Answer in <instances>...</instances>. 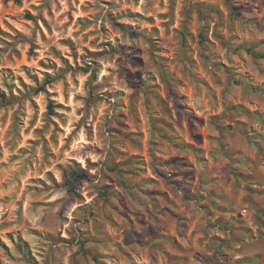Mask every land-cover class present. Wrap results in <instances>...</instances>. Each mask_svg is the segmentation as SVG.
Returning a JSON list of instances; mask_svg holds the SVG:
<instances>
[{
    "label": "rangeland",
    "instance_id": "374dc122",
    "mask_svg": "<svg viewBox=\"0 0 264 264\" xmlns=\"http://www.w3.org/2000/svg\"><path fill=\"white\" fill-rule=\"evenodd\" d=\"M0 264H264V0H0Z\"/></svg>",
    "mask_w": 264,
    "mask_h": 264
},
{
    "label": "trees",
    "instance_id": "16d2710c",
    "mask_svg": "<svg viewBox=\"0 0 264 264\" xmlns=\"http://www.w3.org/2000/svg\"><path fill=\"white\" fill-rule=\"evenodd\" d=\"M17 1H21V0H17ZM28 16L30 18H33V16L31 14H28ZM48 108H49L50 113H52L54 111L53 102L49 103ZM84 177H87V172H85V171H78V170L74 169V170H70L68 173V180L72 183L79 180L80 178H84Z\"/></svg>",
    "mask_w": 264,
    "mask_h": 264
}]
</instances>
